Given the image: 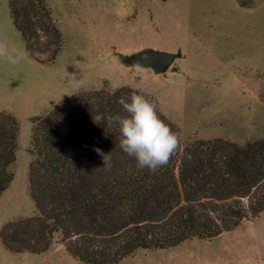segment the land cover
Listing matches in <instances>:
<instances>
[{
  "label": "rangeland",
  "instance_id": "1",
  "mask_svg": "<svg viewBox=\"0 0 264 264\" xmlns=\"http://www.w3.org/2000/svg\"><path fill=\"white\" fill-rule=\"evenodd\" d=\"M45 2L61 32L50 61V50L36 51L39 60L26 53L8 0H0V41L22 57L17 63L0 60V111L15 116L19 126L13 178L0 194V229L35 213L28 177L33 124L76 91L127 85L147 92L178 124L182 143L264 137V0L250 7L237 0ZM143 48L181 54L163 73L122 61ZM0 264L85 263L59 242L43 253L14 252L0 238ZM118 264H264V212L214 238L140 249Z\"/></svg>",
  "mask_w": 264,
  "mask_h": 264
},
{
  "label": "trees",
  "instance_id": "2",
  "mask_svg": "<svg viewBox=\"0 0 264 264\" xmlns=\"http://www.w3.org/2000/svg\"><path fill=\"white\" fill-rule=\"evenodd\" d=\"M258 1L237 0L243 7ZM8 10L26 53L39 60L36 51L50 50L53 60L61 32L45 0H8ZM133 91L153 103L179 137L169 163L155 173L138 168L119 146V126L107 121L126 115L118 100ZM97 115L105 119L96 123ZM18 131L15 116L0 111V194L13 178ZM32 140L28 177L35 213L0 229L14 252L43 253L59 242L85 264H118L140 249L214 238L264 212V137L182 143L180 127L156 98L127 85L64 96L34 122Z\"/></svg>",
  "mask_w": 264,
  "mask_h": 264
},
{
  "label": "clouds",
  "instance_id": "3",
  "mask_svg": "<svg viewBox=\"0 0 264 264\" xmlns=\"http://www.w3.org/2000/svg\"><path fill=\"white\" fill-rule=\"evenodd\" d=\"M19 59L22 57H14L6 43L0 41V60L17 63ZM83 84L79 81L78 86ZM118 103L126 115L108 116L107 121L109 125L119 126L120 148L136 159L140 169L147 168L155 173L166 166L179 145L178 135L158 117L154 104L145 96L133 91L127 98L121 97ZM93 118L96 123L105 119L103 115Z\"/></svg>",
  "mask_w": 264,
  "mask_h": 264
},
{
  "label": "water",
  "instance_id": "4",
  "mask_svg": "<svg viewBox=\"0 0 264 264\" xmlns=\"http://www.w3.org/2000/svg\"><path fill=\"white\" fill-rule=\"evenodd\" d=\"M180 54V51L168 52L152 48H143L135 53L122 55V61L126 65H140L151 68L154 73H163Z\"/></svg>",
  "mask_w": 264,
  "mask_h": 264
}]
</instances>
